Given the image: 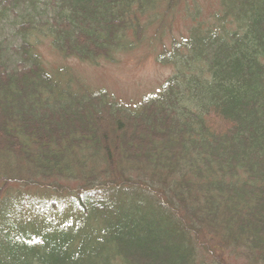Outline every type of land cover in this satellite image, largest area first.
<instances>
[{
    "label": "trees",
    "instance_id": "obj_1",
    "mask_svg": "<svg viewBox=\"0 0 264 264\" xmlns=\"http://www.w3.org/2000/svg\"><path fill=\"white\" fill-rule=\"evenodd\" d=\"M181 1L0 0V264H264V0L191 13L134 107L37 48L113 61ZM57 179L77 187L11 194Z\"/></svg>",
    "mask_w": 264,
    "mask_h": 264
},
{
    "label": "rangeland",
    "instance_id": "obj_2",
    "mask_svg": "<svg viewBox=\"0 0 264 264\" xmlns=\"http://www.w3.org/2000/svg\"><path fill=\"white\" fill-rule=\"evenodd\" d=\"M157 7L158 11L163 12L165 3L161 2ZM218 7V0H182L175 11L167 17L163 34L157 32L162 18L155 22L152 20L151 24H147L142 40L135 42L132 49L116 53L113 61L100 60L92 63L66 58L56 52L50 40L45 37L38 41L37 48L45 68L50 73L56 75L59 71H63L70 75L76 85L88 86L93 90L105 89L119 103L134 107L144 97L158 93L164 82L173 75L172 65L161 63L159 57L165 48L170 51L174 38L181 39L187 36L194 24L192 14L196 16L195 13L199 11L200 19H209ZM147 19L145 16L144 20ZM22 173L25 175L24 170ZM53 181L46 180L45 184H42L43 180H41L35 185L17 182L12 185L11 194L16 195L20 191L30 197L41 196L42 193L67 195L68 191L77 187L74 180L57 179L64 187L61 190L52 185ZM237 260L238 264H244L242 258Z\"/></svg>",
    "mask_w": 264,
    "mask_h": 264
}]
</instances>
